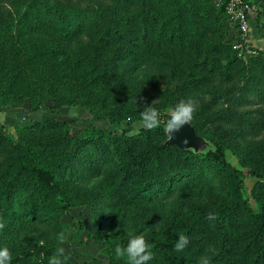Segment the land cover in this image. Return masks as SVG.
Returning a JSON list of instances; mask_svg holds the SVG:
<instances>
[{
  "label": "trees",
  "instance_id": "1",
  "mask_svg": "<svg viewBox=\"0 0 264 264\" xmlns=\"http://www.w3.org/2000/svg\"><path fill=\"white\" fill-rule=\"evenodd\" d=\"M112 2L111 7L91 8L58 0H0V104L28 98V107L35 109L43 102V97L35 99L41 95L53 101L50 108H56L78 98L95 118L140 119L145 106L135 103L136 91L124 90L122 74L93 56L73 54L67 45L91 27L88 38L103 42L113 36L136 39L138 35L131 37L125 26L131 0ZM136 2L139 9L159 18V30L166 34L165 63L155 59L168 70L159 77L163 85L158 90L168 98L195 101L198 107L191 125L215 148L199 153L164 144L166 133L161 124L134 133L92 126L94 137L82 139L70 132L67 120L52 116L34 119L16 137L0 122V222L5 225L0 229V247L9 249L11 264L31 260L34 251L18 249L11 238L17 223L58 222L68 206L93 201L89 189L69 180L66 168L69 153L80 142L99 140L114 156L115 168L129 176L108 191L113 192L112 198L123 194L129 202L156 180L162 178L159 182L165 186L179 175L195 177L209 166L219 171L226 190L219 202L192 206L183 218L157 229L108 232L102 222L112 220L113 214L102 210L91 236L106 245L104 264H127V257L118 259L114 249L126 246L131 235H143L149 243L154 258L148 264H199L202 256L209 257L210 264H264V50L256 49L257 54L243 60L222 43L191 39L200 30L193 28L198 21L188 0ZM169 83L172 87L166 90ZM58 88L65 92L57 93ZM197 127L209 130L257 176L249 190L255 207L243 196L234 166L223 159L219 163L206 159V153L217 156L222 150L217 141L198 133ZM227 134L244 138V148L230 145ZM208 213H214L216 219H208ZM179 234L186 235L189 243L177 252L173 246ZM41 260L45 258L37 262L48 264Z\"/></svg>",
  "mask_w": 264,
  "mask_h": 264
},
{
  "label": "rangeland",
  "instance_id": "2",
  "mask_svg": "<svg viewBox=\"0 0 264 264\" xmlns=\"http://www.w3.org/2000/svg\"><path fill=\"white\" fill-rule=\"evenodd\" d=\"M91 8L97 6L107 8L113 5L112 0H58ZM250 9L249 18H253L250 28L241 31L237 28L226 11V0H188L194 8L198 21L194 29L200 33L195 38L200 43L214 41L222 43L228 48L229 53L243 60L249 54H257L256 49L264 50V0H244ZM132 5L128 11V19L125 26L130 31V36L137 34L132 41L121 40L115 36L107 42L88 38L91 28L67 42L73 54L84 55L87 58L93 56L100 63L112 64L116 73L126 83V91H136L137 105L155 107L160 111L161 125L168 119L166 113L169 107L174 106L180 100L173 96H163L158 88L163 85L159 77L168 72L165 65L167 51L165 49L166 34L159 30L160 20L151 17V11L141 10L136 0H131ZM162 13V11H161ZM89 21L90 15L87 16ZM263 38V44L255 40ZM257 43V44H255ZM174 44V43H173ZM259 45V46H258ZM175 46V45H174ZM177 51L180 47L175 46ZM162 60V64L155 59ZM160 60V61H161ZM159 78V79H158ZM64 81L61 85H64ZM169 83L166 90L171 88ZM57 93H64L58 88ZM169 93V92H167ZM43 97V102L35 109L28 107V98L21 102L6 101L0 104V122L7 133L16 137L19 133H25V126L35 118L30 110H36L38 119L52 116L57 119L67 120L71 133L80 138H93L92 126L118 133L125 130L134 133L141 128L140 119L127 122V118L118 121H110L107 118H95L75 98L71 103L62 104L56 108H50L53 101L48 96ZM6 104V105H5ZM9 104V105H7ZM44 112H50L44 115ZM197 132L205 134L217 141V138L205 127H197ZM226 141L230 145L244 148L245 139L234 134H227ZM218 142V141H217ZM219 143V142H218ZM221 155L214 156L206 153L207 160L219 163L222 159L234 166L242 181L243 196L248 203L255 207V202L249 194L252 183L257 179L256 175L248 172V168L240 164L233 150L225 144L219 143ZM66 173L71 182L76 186L89 189L93 201L82 204H72L59 215L58 222L30 220L17 223L16 230L11 237L17 243L18 249L32 250L36 255L31 260H18L14 264H41L37 261L48 262L56 248L63 247L68 257L66 264H104L106 262V245L102 240L92 238L95 232L97 219L102 210L113 214L112 220L105 218L102 222L106 231L132 232L145 228H160L171 221L183 218L192 206L213 205L226 196L224 181L219 171L213 167H204L201 173L195 177L188 174L179 175L167 185H161L160 180L153 182L144 193L140 192L128 202L123 194L112 198L113 192L108 191L120 180L126 181L129 176L121 169L115 168L114 156L109 153L108 147L101 141L80 142L69 153V161ZM66 235V241L60 244L58 236ZM50 251V254L48 253Z\"/></svg>",
  "mask_w": 264,
  "mask_h": 264
},
{
  "label": "clouds",
  "instance_id": "3",
  "mask_svg": "<svg viewBox=\"0 0 264 264\" xmlns=\"http://www.w3.org/2000/svg\"><path fill=\"white\" fill-rule=\"evenodd\" d=\"M198 105L191 98L181 99L177 104L171 106L167 110L168 119L164 122V132L169 139L174 137L185 124H190L193 119V114L197 110ZM160 111L155 107L145 106L140 114V126L146 130H153L157 128L160 121ZM207 218L215 220L214 213H208ZM4 223L0 222V229L4 228ZM60 244L66 241V235L60 233L58 236ZM188 237L184 234H179L178 239L174 244V250L177 252L183 251L188 245ZM210 251L212 249H209ZM116 257H127V264H148L153 257L149 243L143 235H131L127 241L126 246L116 245L114 249ZM13 257L7 247H0V264H11ZM68 257L65 255L63 247L56 248L54 254L49 258L48 264H66ZM199 264H210V258L202 256Z\"/></svg>",
  "mask_w": 264,
  "mask_h": 264
},
{
  "label": "water",
  "instance_id": "4",
  "mask_svg": "<svg viewBox=\"0 0 264 264\" xmlns=\"http://www.w3.org/2000/svg\"><path fill=\"white\" fill-rule=\"evenodd\" d=\"M163 143L176 145L180 149L199 153H204L215 148L211 140L194 132L191 123L185 124L177 133L174 134L172 139H169L166 134Z\"/></svg>",
  "mask_w": 264,
  "mask_h": 264
},
{
  "label": "built area",
  "instance_id": "5",
  "mask_svg": "<svg viewBox=\"0 0 264 264\" xmlns=\"http://www.w3.org/2000/svg\"><path fill=\"white\" fill-rule=\"evenodd\" d=\"M225 8L237 28L246 31L248 28L247 13L250 9L248 3L244 0H226Z\"/></svg>",
  "mask_w": 264,
  "mask_h": 264
},
{
  "label": "crops",
  "instance_id": "6",
  "mask_svg": "<svg viewBox=\"0 0 264 264\" xmlns=\"http://www.w3.org/2000/svg\"><path fill=\"white\" fill-rule=\"evenodd\" d=\"M251 22H253V18H252V17L249 18V27H248V29L250 28V24H251ZM255 41H256L258 44H263V38H262V37H259V38L256 39ZM257 43H255V44H257ZM258 46H259V45H258ZM5 105H6V104H5ZM7 105H9V104H7ZM30 113L33 114V115H31V116H33V118H35V119L40 118V117H37L36 114H38V113H37L36 110H30ZM47 113H50V112H47ZM47 113L44 112V115L47 114ZM49 116H50V115H49Z\"/></svg>",
  "mask_w": 264,
  "mask_h": 264
}]
</instances>
